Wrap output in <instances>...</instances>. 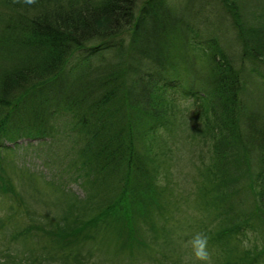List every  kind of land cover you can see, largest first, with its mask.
<instances>
[{
    "label": "trees",
    "instance_id": "1",
    "mask_svg": "<svg viewBox=\"0 0 264 264\" xmlns=\"http://www.w3.org/2000/svg\"><path fill=\"white\" fill-rule=\"evenodd\" d=\"M243 1L0 0V189L15 188L8 144L73 141L70 161L50 174L20 171L31 199L45 184L61 204L53 224L17 201L29 224L22 239L78 247L75 264H94L83 248L103 234L115 241L112 262L136 258L161 236L138 221L148 211L161 219L166 202L193 191L215 264H264V109L254 96L264 85V12L243 23ZM176 134L195 147L181 175V146L168 140ZM66 167L85 196L69 191ZM27 251L0 264H46Z\"/></svg>",
    "mask_w": 264,
    "mask_h": 264
},
{
    "label": "rangeland",
    "instance_id": "2",
    "mask_svg": "<svg viewBox=\"0 0 264 264\" xmlns=\"http://www.w3.org/2000/svg\"><path fill=\"white\" fill-rule=\"evenodd\" d=\"M199 1L200 0H198V2ZM244 1L243 2L246 7V11L242 12L243 17L242 14L240 15L239 13V18H243V23L252 25L251 23L253 22L252 19H254V16H260L264 12V0ZM180 2L181 1H179V3ZM195 2L196 0H187V3H184L181 6L183 8L191 7L190 4L194 5ZM260 66L261 68L258 69V72L260 73V79L264 80V65L260 64ZM258 84V87H260V93L258 95L254 94V96H261V98H257L256 100L264 109V85L260 83ZM61 127L64 131H67L70 134V131H68V126ZM159 133L162 132L159 131ZM159 133L156 134L157 141L161 140ZM176 135L177 137L168 135L170 137H168V140H172L173 142H169L170 145L176 143L175 145L181 146L179 148L180 151L178 152L179 158L183 163V165H179L178 167V173L179 175H181L183 170L188 171L194 168L192 159L195 154V147L189 141H185L183 138L179 137L181 135ZM72 143L73 141L68 140L65 143L61 142L59 144H52L49 139L48 141L44 139L30 140L26 139L25 137H21L18 139L16 144H8L9 147L11 146L10 148H3L2 152L5 160L7 159L9 163L15 164L16 167L10 166L8 170L12 176V184L15 186V188H13L12 190L0 189L1 262L3 261V259L17 261L21 258L22 260H25L26 256L29 255V252L27 250H31L33 251V254L40 253V258L46 264L76 263L75 257H73V253L78 251L80 252V249L78 247L64 250L56 244H50L43 238H32L31 235H27L28 239L26 240L22 239V237L24 236L22 235V230L24 229L23 227H25L26 230L29 224L25 212L22 211L21 207L17 204V201L22 202L23 205H25V207L29 209L30 214H35L34 216L45 215V217L47 218L46 221L50 220L53 224H56V221L59 220L57 219L60 216L59 213H61V207H59V205L61 206V204L55 203V192H52V189L45 184H38V196H34L35 199H31V196L33 194L29 190L30 185H28L27 182L22 184V179L19 178V175H24L28 178L30 175L20 172L25 169L31 172L34 170H38L48 175L50 174L49 170L54 169L53 167L59 164L60 161H65V164H67V162L70 161V151L68 147ZM197 145L200 147L203 146V144ZM66 150L68 151V156L66 155ZM2 165L6 166V162L2 161ZM66 171L67 172L65 173V175L67 176L69 191L72 192V194H75V196H85L87 193V189L84 184H82L80 180L72 179V176L69 173V168L67 169L66 167ZM59 174H57L56 171L53 173L55 177H57ZM35 182L38 183L37 181ZM106 185H109V183H107ZM190 194L191 197L184 202L180 203L177 202L174 198H171V200L166 202V204L164 203L165 206L163 208L166 210V212L164 216L160 215L161 219H159L158 215L155 216L152 212L150 213V211H148V213L143 216L144 219L146 218V216H149V218L146 219L147 221H138L137 224L139 225V227H143L144 233L150 234L151 226H155L161 232V236L158 238L159 240L154 242V247H151L150 242L148 243L149 247L147 248L150 250V253L149 250H144L146 246L143 248L142 246H140L135 253V255H137L136 258L130 257L112 262V259H115L112 257H116L117 253L113 251V249L109 250V246L114 245L115 241L113 239H110L108 235L103 234H100L96 238L97 240L103 241L102 244H99L97 240L88 241L83 248V253L92 250V252L94 253V264H177L175 262L177 260L178 264H182L183 257L190 253V249L184 247L185 242L189 240L194 234L201 232L200 230H198V228L204 221H209L208 215L203 212L204 209H202L203 206L201 207L199 198L194 195L196 194V192L192 191L190 192ZM167 197L168 196H163V199ZM239 208L242 207L239 205ZM158 211L161 212L160 210ZM140 219L141 218H139V220ZM34 224H36V222H34ZM208 226H210V224H208ZM163 229H165V231H163ZM43 245L46 247L42 251V249L44 248ZM41 251L43 254L41 253ZM151 256L155 260L148 259ZM216 257L215 259H213L212 257L213 264L216 263ZM193 263L196 262L193 261Z\"/></svg>",
    "mask_w": 264,
    "mask_h": 264
},
{
    "label": "clouds",
    "instance_id": "3",
    "mask_svg": "<svg viewBox=\"0 0 264 264\" xmlns=\"http://www.w3.org/2000/svg\"><path fill=\"white\" fill-rule=\"evenodd\" d=\"M37 0H23V3L32 5ZM185 248L190 249V253L183 257L182 264H192L193 261H199L201 264H213L212 254L208 248V237L201 232L194 234L184 244Z\"/></svg>",
    "mask_w": 264,
    "mask_h": 264
}]
</instances>
